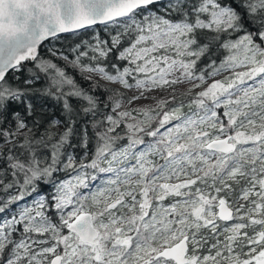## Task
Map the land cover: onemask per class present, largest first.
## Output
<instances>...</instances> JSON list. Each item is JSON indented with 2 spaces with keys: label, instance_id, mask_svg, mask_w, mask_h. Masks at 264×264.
Returning a JSON list of instances; mask_svg holds the SVG:
<instances>
[{
  "label": "snow or ice",
  "instance_id": "snow-or-ice-1",
  "mask_svg": "<svg viewBox=\"0 0 264 264\" xmlns=\"http://www.w3.org/2000/svg\"><path fill=\"white\" fill-rule=\"evenodd\" d=\"M0 264H264V0H0Z\"/></svg>",
  "mask_w": 264,
  "mask_h": 264
},
{
  "label": "rangeland",
  "instance_id": "rangeland-1",
  "mask_svg": "<svg viewBox=\"0 0 264 264\" xmlns=\"http://www.w3.org/2000/svg\"><path fill=\"white\" fill-rule=\"evenodd\" d=\"M109 86L110 87H114L113 85H109ZM189 87H190V85H186V84H180V85L175 86V88H176V91H175L176 97L179 99L181 94L186 93L188 91ZM132 94H134V93L131 92V91L127 92L128 96H132ZM152 95L156 96L158 99H170L171 98V90L154 92ZM145 104H154V102L153 101L140 100V101L135 102L133 105H131V107H140V106H143Z\"/></svg>",
  "mask_w": 264,
  "mask_h": 264
},
{
  "label": "trees",
  "instance_id": "trees-1",
  "mask_svg": "<svg viewBox=\"0 0 264 264\" xmlns=\"http://www.w3.org/2000/svg\"><path fill=\"white\" fill-rule=\"evenodd\" d=\"M69 71H71V69H69Z\"/></svg>",
  "mask_w": 264,
  "mask_h": 264
},
{
  "label": "bare ground",
  "instance_id": "bare-ground-1",
  "mask_svg": "<svg viewBox=\"0 0 264 264\" xmlns=\"http://www.w3.org/2000/svg\"><path fill=\"white\" fill-rule=\"evenodd\" d=\"M133 95V94H132ZM163 96V95H162ZM161 98V97H160Z\"/></svg>",
  "mask_w": 264,
  "mask_h": 264
}]
</instances>
